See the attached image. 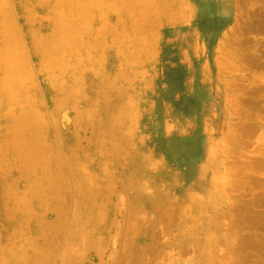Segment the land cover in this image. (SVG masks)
Listing matches in <instances>:
<instances>
[{"label": "rangeland", "instance_id": "obj_1", "mask_svg": "<svg viewBox=\"0 0 264 264\" xmlns=\"http://www.w3.org/2000/svg\"><path fill=\"white\" fill-rule=\"evenodd\" d=\"M0 9V264H264V0Z\"/></svg>", "mask_w": 264, "mask_h": 264}, {"label": "bare ground", "instance_id": "obj_2", "mask_svg": "<svg viewBox=\"0 0 264 264\" xmlns=\"http://www.w3.org/2000/svg\"><path fill=\"white\" fill-rule=\"evenodd\" d=\"M2 1H4V0H1V2H2ZM60 1H61V0H60ZM57 2H58V1H57ZM111 2H112V1H111ZM113 2H114V1H113ZM115 2H116V1H115ZM86 3H87V2H86ZM122 3L124 4V2H122ZM1 4H2V3H1ZM56 4H57V3H56ZM59 4H60V3H59ZM3 5H4V2H3ZM3 5H2V6H3ZM141 5H142V4H141ZM141 5H140V6H141ZM228 5H229V4H228ZM228 5H227V6H228ZM39 6H40V5H39ZM57 6H58V5H57ZM57 6H56V7H57ZM101 6H102V5H101ZM60 7H61V6H60ZM92 7H93V6H92ZM123 7H124V6H123ZM2 8H3V7H2ZM88 8H89V7H88ZM33 9H34V8H33ZM103 9H104V8H103ZM0 10H1V9H0ZM109 10H110V9H109ZM1 11H2V10H1ZM1 11H0V12H1ZM100 11H101V10H100ZM111 11H113V10H111ZM32 12H33V11H32ZM56 12H58V11H56ZM59 13L62 15L61 12H59ZM102 13H104V11H103ZM102 13H101V14H102ZM117 13H118V12H117ZM30 14H31V12H30ZM114 14H115V12H114ZM4 15H5V14H4ZM35 15H36V14H35ZM55 15H56V14H55ZM68 15H69V13H68ZM70 15H72V14H70ZM70 15H69V17H70ZM73 15H74V14H73ZM102 15H103V14H102ZM63 16H65V15L63 14ZM66 16H67V15H66ZM77 16H78V15H77ZM87 16H88V15H87ZM103 16H104V15H103ZM103 16H101V17H103ZM0 17H1V16H0ZM26 17H27V16H26ZM73 17H74V16H73ZM5 18H6V17H5ZM45 18H46V17H45ZM58 18H59V17H58ZM65 18H66V17H65ZM86 18H87V17H86ZM91 18H92V16H91ZM94 18H95V17H94ZM29 19H30V18H29ZM32 19H33V18H32ZM32 19H31V20H32ZM34 19H35V18H34ZM61 19L63 20L62 16H60V20H61ZM66 19H70V18H66ZM80 19H81V18H80ZM80 19H79V20H80ZM6 20H9V19H6ZM71 20H72V19H71ZM71 20H70V21H71ZM74 20H75V19H74ZM88 20H89V19H88ZM3 21H4V20H3ZM65 21H66V20H65ZM119 21H120V20H119ZM31 22H32V21H31ZM33 22H34V21H33ZM7 23H8V22H7ZM7 23H6V24H7ZM54 23H55V22H54ZM63 23H64V21H63ZM63 23L60 24V25L63 26ZM56 24H57V23H56ZM65 24H66V23H65ZM70 24H71V23H70ZM3 25H4V23H3ZM32 25H33V24H32ZM71 25L73 26L74 24H71ZM71 25H68V26H67V24H66L65 27L67 28V27H69V26H71ZM85 25H86V24H85ZM88 25H89V27H90L91 23L88 24ZM58 26H59V25H58ZM72 26H71V27H72ZM55 27H56V26H55ZM74 27H75V26H74ZM82 27H83V26H82ZM82 27H81V28H82ZM6 28H7V26H6ZM56 28H57V27H56ZM60 28H61V27H60ZM62 28H63V27H62ZM83 28L85 29V27H83ZM87 28H88V27H87ZM9 29H10V28H9ZM11 29H12V27H11ZM7 30H8V28H7ZM7 30H6V31H7ZM54 30H56V29H54ZM54 30H53V31H54ZM58 30H59V29H58ZM60 30L62 31V29H60ZM64 30H66V29H64ZM67 30H68V29H67ZM89 30H90V29H89ZM1 31H2V30H1ZM6 31H5V33H7ZM9 31H10V30H9ZM16 31H17V30H16ZM56 31H57V30H56ZM70 31H71V29H70ZM70 31H69V32H70ZM72 31L74 32V29H73ZM75 31H76V29H75ZM79 31H80V30H79ZM84 31H86V30H84ZM12 32H13V31H12ZM62 32H63V31H62ZM87 32H88V31H87ZM9 33H10V32H8V34H9ZM56 33H57V32H56ZM63 33H65V32H63ZM63 33H62V34H63ZM78 33H79V32H78ZM58 34H59V33H58ZM68 34L71 35V33H68ZM15 36H16V35H15ZM19 36H20V35H19ZM62 36H63V35H62ZM68 36H69V35H68ZM84 36H85V34H84ZM87 36H88V34H87ZM11 37H12V33H11ZM69 37H70V36H69ZM70 38H72V37H70ZM74 38L77 39V37H75V35H74ZM81 38H82V37H80V39H81ZM15 39H16V37H15ZM78 39H79V37H78ZM8 40H9V38H7V41H8ZM11 40H13V37H12ZM11 40H10V42H11ZM5 41H6V39L4 40V43H5ZM13 41H14V40H13ZM18 41H19V39H18ZM38 41H39V40H38ZM235 41H236V40H235ZM35 42H36V41H35ZM39 42H40V41H39ZM39 42H38V43H39ZM88 42H89V41H88ZM16 43H17V42H16ZM41 43H42V42H40L39 44H41ZM78 43H79V42H78ZM10 44H11V43H10ZM12 44H13V43H12ZM47 44H48V43H47ZM67 44H68V43H67ZM71 44H72V43H71ZM75 44H77V43H75ZM13 45H14V44H13ZM42 45H43V43H42ZM42 45H40V46H42ZM55 45H56V44H54V46H55ZM57 45H58V44H57ZM57 45H56L55 47H57ZM73 45H74V44H73ZM73 45H72V46H73ZM233 45H234V44H233ZM239 45H240V44H239ZM4 46H5V44H4ZM17 46H18V45L16 44L15 47H17ZM50 46H51V45H50ZM52 46H53V44H52ZM63 46H64V45H63ZM236 46H237V45H236ZM15 47H14V48H15ZM64 47H65V46H64ZM76 47H77V46H76ZM11 48H12V46H11ZM14 48H12V49H14ZM43 48H46V46L43 47ZM58 48H60V47L58 46ZM70 48H71V47H70ZM70 48L68 47L69 50H70ZM73 48H74V46H73ZM12 49H11V51H12ZM17 49H18V51H19V46H18ZM17 49H16V50H17ZM52 49H54V48L52 47ZM60 49H61V48H60ZM68 49L66 48L67 51H68ZM232 49H234V48L232 47ZM238 49H239V48H238ZM238 49H237V50H238ZM5 50H6V49H5ZM9 50H10V47H9ZM23 50H24V49H23ZM71 50H72V49H71ZM71 50H70V52H71ZM121 50H122V49H121ZM13 51H14V50H13ZM18 51H17V52H18ZM43 51H44V50H43ZM58 51H59V49H58V50L56 49V52H55L56 54H55V55H57ZM15 52H16V51H15ZM44 52H45V51H44ZM44 52H43V53H44ZM48 52H49V51H46V52L44 53V54H45L44 56H48V57H49V55L46 54V53H48ZM62 52H63V51H62ZM72 52H73V50H72ZM8 53H9V52H8ZM12 53H13V52H12ZM50 53H51V52H50ZM50 53H49V54H50ZM53 53H54V52H53ZM65 53H66V52H65ZM3 54H4V53H3ZM18 54H19V53H18ZM59 54H61V53H59ZM59 54H58V55H59ZM236 54H238V53H236ZM236 54H235V55H236ZM11 55H12V54H11ZM53 55H54V54H53ZM53 55H51L50 57H54ZM73 55H74V53H73ZM73 55H72V56H73ZM78 55H79V54H78ZM238 55H240V54H238ZM238 55H237V56H238ZM9 56H10V54H9ZM16 56H17V54H16ZM20 56H23L22 53H21ZM60 56H64V57H65V55H59V57H60ZM91 56H92V55H91ZM240 56H241V55H240ZM246 56H248V55H246ZM10 57H11V56H10ZM10 57H9V58H10ZM55 57H56V56H55ZM64 57H63V58H64ZM70 57H71V55H70ZM242 57H243V56H242ZM249 57H250V55H249ZM16 58H19V57H16ZM21 58H22V57H21ZM236 58H237V57H236ZM238 58H239V57H238ZM251 58H252V57H251ZM257 58H258V56H257ZM0 59H1V58H0ZM52 59H53V58H52ZM52 59H51V60H52ZM56 59L58 60L57 57H56ZM243 59H244V58H243ZM245 59H246V58H245ZM249 59H250V58H249ZM17 60H18V59H17ZM23 60H24V59H23ZM45 60H46V59H45ZM53 60H54V59H53ZM67 60H68V59H67ZM69 60H72V59H69ZM237 60H238V59H237ZM251 60H252V59H251ZM254 60H255V59H254ZM262 60H263V59H262ZM10 61H11V60H10ZM18 61L21 63L20 60H18ZM48 61H49V60H48ZM55 61H56V60H55ZM238 61H239V60H238ZM247 61H248V59H247ZM247 61H246V62H247ZM249 61H250V60H249ZM0 62H1V61H0ZM42 62H44V61L42 60ZM251 62H252V61H251ZM251 62H250V63H251ZM16 63H17V62L14 61L15 66H18V65L20 64V63H19V64L17 63L18 65H16ZM22 63H24V62H22ZM50 63H51V62H50ZM60 63H61V61H60ZM63 63H65V58H64V62H63ZM63 63H62V65H63ZM234 63H235V62H234ZM236 63H237V62H236ZM250 63L247 62V64H249V65H250ZM24 64H25V63H24ZM41 64H42V63H41ZM44 64H45V63H44ZM51 64H52V63H51ZM51 64H50V65H51ZM25 65H26V64H25ZM27 65H28V64H27ZM45 65L47 66V64H45ZM48 65H49V64H48ZM60 65H61V64H60ZM232 65H233V64H232ZM241 65H242V64H241ZM46 66H45V68H46ZM51 66H52V65H51ZM64 66H66V65H64ZM64 66H63V67H64ZM233 66H234V65H233ZM252 66H253V65H252ZM18 67H19V66H18ZM21 67H22V66H20V68H21ZM57 67H58V66H57ZM61 67H62V66H61ZM74 67H75V66H73V68H74ZM230 67H231V66H230ZM237 67H238V66H237ZM249 67H250V66H249ZM259 67H261V66H259ZM15 68H16V67H15ZM25 68H26V67H25ZM25 68H24V69H25ZM52 68H53V66H52ZM64 68H65V67H64ZM67 68H68V67H67ZM67 68H66V69H67ZM69 68H72V66L69 67ZM73 68H72V69H73ZM76 68H77V67H76ZM255 68H258V67H255ZM13 69H14V68H13ZM24 69H22V70L24 71ZM26 69H27V68H26ZM58 69H59V67H58ZM78 69H79V68H78ZM242 69H243V68H242ZM242 69H241V70H242ZM250 69H251V68H250ZM20 70H21V69H20ZM20 70H18V71H20ZM29 70H30V69H29ZM46 70H47V69H46ZM50 70H51V69L49 68V70H47V72H51V73H52L51 76H53V72L50 71ZM60 70H62V69L60 68ZM232 70H233V69H232ZM253 70H254V69H253ZM23 71H22V72H23ZM53 71H54V70H53ZM58 71H59V70H58ZM233 71H234V70H233ZM10 72H11V71H10ZM14 72H15V71H14ZM24 72H25V71H24ZM45 72H46V71H45ZM56 72H57V70H56ZM62 72H63V71H62ZM18 73H19V72H18ZM18 73H16V74H17V77L19 76ZM54 73H55V72H54ZM67 73H68V69H67ZM27 74H28V73H27ZM63 74L67 76L66 71L63 72ZM24 75H25V74H24ZM15 76H16V75H15ZM15 76L13 75V77H15ZM20 76H22V74H21ZM20 76H19V77H20ZM60 76H61V74H60ZM19 77H18V79H20ZM23 77L25 78L26 76H23ZM23 77H22V78H23ZM53 77H54V76H53ZM53 77H52V79H53ZM8 78H9V76H8ZM26 78H28V77H26ZM26 78H25V79H26ZM55 78H57V77H55ZM60 78H62V77H60ZM231 78H233V77H231ZM263 78H264V77H263ZM12 79H14V78H11V80H12ZM16 79H17V78H16ZM14 80H15V79H14ZM20 80H21V79H20ZM28 80H29V79H28ZM53 80H55V79H53ZM56 80H57V79H56ZM258 80H259V79H258ZM258 80H257V81H258ZM16 81H17V80H16ZM23 81H24V80H23ZM231 81H232V80H231ZM17 82H18V81H17ZM13 83H14V82L11 81V84H13ZM230 83H231V82H230ZM15 84H17V83H14L13 85H15ZM23 84H24V83H23ZM261 84H262V83H261ZM8 85H10V84L8 83ZM5 86H7V84H6ZM229 86H230V85H229ZM7 87H8V86H7ZM10 87L12 88L11 85H10ZM21 87H22V86H21ZM53 87H54V86H53ZM8 88H9V87H8ZM28 88H29V87H28ZM227 88H228V87H227ZM230 88H231V87H230ZM230 88H229V89H230ZM236 88H237V87H236ZM236 88H234V89H236ZM17 89H18V88H17ZM11 90H12V89H11ZM25 90H26V89H25ZM230 90H231V89H230ZM220 91H221V90H220ZM235 91H236V90H235ZM19 93H20V92H19ZM15 94H16V93H15ZM27 101H28V100H27ZM27 101H26V102H27ZM226 102H227V101H226ZM249 102H250V101H249ZM227 104H228V103H227ZM233 105H234V104H233ZM65 108H66V107H65ZM229 110H230V109H229ZM226 111H228V109H226ZM236 112H238V111H236ZM37 113L40 115L39 111H37ZM249 113H250V112H249ZM256 113H257V112H256ZM232 114H233V113H232ZM41 115H42V114H41ZM63 115H65V114H63ZM234 115H235V114H234ZM241 115H243V113H242ZM241 115H240V116H241ZM37 116H38V115H37ZM245 116H248V115L246 114ZM245 116H244V117H245ZM249 116H250V115H249ZM249 116H248V117H249ZM24 117H25V116H24ZM234 117H235V116H234ZM236 117H238V116L236 115ZM242 117H243V116H242ZM244 117H243V119H244ZM251 117H252V116H251ZM246 118H247V117H246ZM248 119H249V118H248ZM240 120H242V119H240ZM248 121H250V120H248ZM257 121H258V120H257ZM239 122H240V121H239ZM259 122H260V121H259ZM259 122H258V123H259ZM247 123H248V122H247ZM253 123L255 124L256 122H253ZM228 124H229V123H228ZM247 125H248V124H247ZM261 125H262V126H261V128H262V129H261V132H263L262 135H261V137H262V136H264V131H263V130H264V125H263V124H261ZM250 126H251V125H250ZM250 126H247V127H250ZM258 126H259V125H258ZM247 127H246V128H247ZM239 129H240V128H239ZM241 129H242V128H241ZM241 129H240V131H241ZM243 129H245V128H243ZM243 129H242V130H243ZM250 129H251V127H250ZM253 130H254V129H252V131H253ZM245 131H246V130H245ZM245 131H244V132H245ZM232 133H233V132H232ZM239 133H240V132H239ZM249 133H250V132H249ZM254 133H255V131H254ZM233 134H234V133H233ZM235 134H236V133H235ZM245 134H248V133H245ZM241 135H242V134H240V136H241ZM233 136L235 137V135H233ZM243 137H244V135H243ZM243 137H239V136H238V141H239V138H243ZM263 138H264V137H263ZM230 139H231V138H230ZM234 140H236V139H234ZM240 140H242V139H240ZM243 140H244V139H243ZM257 140H258V139H257ZM238 141L236 140L235 142L238 143ZM246 141H247V140H246ZM246 141H244L243 144H245ZM240 142H243V141H240ZM258 142H261V141H258ZM228 144H229V143H228ZM238 144L240 145V143H238ZM231 145H232V144H231ZM227 150H228V149H227ZM201 151H202V150H201ZM225 151H226V150H225ZM223 152H224V151H223ZM263 155H264V154H263ZM228 157H229V156H228ZM257 157H258V156H257ZM257 157H256V158H257ZM263 157H264V156H263ZM263 157H262V158H263ZM262 158H261V159H262ZM168 159H170V158H168ZM233 159H234V158H233ZM227 160H228V159H227ZM225 161H226V160H225ZM235 161L238 162L239 160H237V158H236ZM261 161H262V160H261ZM263 161H264V158H263ZM263 161H262V162H263ZM231 162H232V163H235L233 160L230 161V163H231ZM259 162H260V161H259ZM259 162H257V163H259ZM262 162H261V163H262ZM240 163H243V162H240ZM240 163H239V164H240ZM224 164H225V162H224ZM239 164H237V165H239ZM248 164H249V163H248ZM226 165H227V164H226ZM228 165L230 166L231 164L228 163ZM228 165L225 166V168H226V167H229ZM232 165H234V164H232ZM232 165H231L230 168H231L233 171H235L234 169H237V168H234V169H233ZM241 165H243V164H241ZM235 166H236V165H234V167H235ZM245 166H246V165H244L243 167L246 168ZM237 167H238V166H237ZM257 170H258V169H257ZM225 171H226V170H225ZM248 171H249V170H248ZM248 171H247V172H248ZM250 171H251V170H250ZM235 172H236V171H235ZM237 172H238V171H237ZM252 172L254 173V171H251V175H253ZM249 173H250V172H248V174H249ZM255 173H256V172H255ZM255 173H254V174H255ZM226 175H227V173H226ZM230 175H231V174H230ZM258 175H260V173H259ZM237 176H238V175H237ZM247 176H248V175H247ZM249 176H250V174H249ZM261 176H262V175H261ZM239 177H240V176H239ZM241 177H242V176H241ZM241 177H240V178H241ZM243 177H245V174H244ZM254 177L256 178L255 175H254ZM257 177H258V176H257ZM247 178L250 179L251 177H247ZM247 178L245 177L244 179L247 180ZM244 179H243V180H244ZM252 179H253V178H251L250 181H251ZM234 180H236V179H234ZM238 180H240V179H238ZM241 180H242V179H241ZM248 181H249V180H248ZM250 181H249V182H250ZM228 182H230V181H228ZM236 182H237V180H236ZM238 182H239V181H238ZM238 182H237V183H238ZM251 182H253V181H251ZM224 183H226V182H223V184H224ZM232 184H233V183H232ZM234 184H235V181H234ZM241 184H243V181H242ZM253 184H254V183H253ZM247 185H248V183H247ZM249 185H250V183H249ZM249 185H248V186H249ZM222 186H223V185H222ZM229 186H230V185H229ZM239 186H240V185H239ZM239 186H238V187H239ZM245 186H246V185H245ZM248 186H246L248 189H249L250 187H253V186H250V187H248ZM238 187H237V188H238ZM246 187H243V189H244V188L247 189ZM259 188H260V187H259ZM263 188H264V187H263ZM241 189H242V188H241ZM253 190H254V189H253ZM202 191H203L204 193L206 192L208 196H216V195H219V194H220L222 191H224V190H222L219 186H212V188H204V190L202 189ZM249 191H250V189H249ZM255 191H256V190H255ZM239 192H241V191H239ZM257 193H258V192H257ZM263 194H264V193H263ZM263 194H262V195H263ZM227 195H228V194H227ZM258 196H259V194L257 195V198H259ZM244 197H245V195H244ZM263 197H264V195H263ZM260 198H261V197H260ZM121 200H124V199L122 198ZM254 200H255V198H254ZM257 200H258V199H257ZM260 201H261V200H260ZM124 202H125V201H124ZM251 202H252V201H251ZM254 203H255V202H254ZM244 204H245V202H244ZM257 204H258V202H257ZM259 204H260V203H259ZM245 205H246V204H245ZM254 205H255V204H254ZM252 206H253V205H252ZM257 206H258V205H257ZM120 207H121V206H120ZM262 207H263V205H262ZM124 208H125V207H124ZM248 208H249V207H248ZM118 209H119V206H118ZM230 209H231V208H230ZM232 209H233V208H232ZM232 209H231V211H232ZM234 210H235V209H234ZM246 210H247V209H246ZM236 213H238L237 210H236ZM201 214H202V213H201ZM253 215H254V213H253ZM261 215H262V214H261ZM227 216H228V214H227ZM251 216H252V213H251ZM200 217H201V216H200ZM252 217H254V216H252ZM256 217H258V216H256ZM228 218H229V216H228ZM235 219H236V218H235ZM255 219H257V218H255ZM260 219H261V218H260ZM225 221L227 222V220H225ZM234 221H235V220H234ZM237 221H238V220H237ZM248 221H251V219H250V220L248 219ZM258 221H259V220H258ZM238 222H239V221H238ZM238 222H237V223H238ZM240 222H242V221H240ZM253 222H254V221H253ZM116 223H117V222H116ZM201 223H202V222H201ZM227 223H228V222H227ZM227 223H226V224H227ZM242 223H243V222H242ZM250 223H251V222H250ZM140 224H141V223H140ZM198 224H199V223H198ZM240 224H241V223H240ZM240 224H239V225H240ZM253 224H254V223H253ZM258 224H259V223H258ZM117 225H119V223H117ZM193 225H194V224H192V226H193ZM242 225H245V224L243 223ZM242 225H241V226H242ZM254 225H255V224H254ZM256 225H257V224H256ZM245 226H246V225H245ZM249 226H250V224H249ZM261 226H264V225H261ZM188 227H189V226H188ZM230 227H231V226H230ZM231 228H232V227H231ZM226 229H227V228H226ZM116 230H117V229H116ZM123 231H124V230H123ZM116 232H117V231H116ZM116 232H115V233H116ZM229 232H230V231H229ZM230 233H231V232H230ZM117 234H118V233H117ZM123 234H124V233H123ZM183 234H184V233H183ZM119 235H120V233H119ZM212 235H213V233H212ZM222 237H223V236H222ZM225 237H226V236H225ZM225 237H224V238H225ZM230 237H231V236H230ZM235 237H236V236H235ZM99 239H100V238H99ZM214 239H216L215 236H214ZM234 239H235V238H234ZM223 240H224V239H223ZM99 241H100V240H98V242H99ZM212 241H213V240H212ZM229 241H230V240H229ZM98 242H97V243H98ZM101 242H102V241H101ZM221 242H222V240H221ZM223 242H224V241H223ZM225 242H226V241H225ZM234 242H235V240H234ZM154 244H155V243H154ZM158 244H159V243H158ZM166 244H167V242H166ZM222 244H223V243H222ZM259 244H260V243H259ZM263 244H264V243H263ZM95 245H96V244H95ZM101 245H102V244H101ZM112 245H113V244H112ZM220 245H221V244H220ZM224 245H225V244H224ZM228 245H231V244L229 243ZM251 245H252V244H251ZM120 246H121V245H120ZM156 246H157V245H156ZM162 246H164V245H162ZM225 246H226V245H225ZM249 246H250V245H249ZM256 246H257V245H256ZM251 247H253V246H251ZM150 248H151V247H150ZM150 248H149L150 252H151V250H154V249H150ZM157 248H158V247H157ZM98 249H99V248H98ZM165 249H166V248H165ZM192 249H193V248H192ZM233 249H236V248H233ZM252 249H253V248H252ZM259 249H260V248H259ZM102 250H104V249H102ZM102 250H101V251H102ZM220 250H221V249H220ZM223 250H224V249H223ZM228 250H229V249H228ZM238 250H239V248H238ZM242 250H243V249H242ZM242 250H240V251L242 252ZM97 251H98V250H97ZM97 251H96V252H97ZM156 251H157V250H156ZM156 251H155V252H156ZM184 251H185V250H184ZM193 251H194V250H193ZM221 251H222V250H221ZM225 251H226V250H225ZM139 252H140V251H139ZM223 252H224V251H223ZM223 252H222V253H223ZM71 253H72V252H71ZM159 253H160V252H159ZM258 253H259V252H258ZM155 254H156V253H155ZM248 254H249V253H248ZM147 255H148V254H147ZM174 255H175V254H174ZM228 255H229V254H228ZM252 255H253V254H252ZM259 255H260V254H259ZM135 256H136V254H135ZM137 256H138V255H137ZM137 256H136V257H137ZM172 256H173V255H172ZM225 256H226V255H225ZM248 256H249V255H248ZM118 257H119V256H118ZM118 257H117V258H118ZM150 257H151V256H150ZM154 257H155V256H154ZM156 257H157V256H156ZM221 257H222V256H221ZM226 257H227V256H226ZM249 257H251V256H249ZM257 257H258V256H257ZM138 258H139V257H138ZM140 258H141V257H140ZM192 258H193V257H192ZM238 258H239V257H238ZM251 258H252V257H251ZM260 258H261V257H260ZM143 259H147V260H149L148 258H145V257H143ZM236 259H237V258H236ZM240 259H241V258H240ZM242 259H243V261H245L244 258H242ZM242 259H241V261H242ZM120 260H121V259H120ZM147 260H146V261H147ZM153 260H154V259H153ZM223 260H224V259H222V261H223ZM237 260H238V259H237ZM121 261H122V260H121ZM137 261H138V260H137ZM139 261H140V260H139ZM149 261H151V260H149ZM225 261H226V260H225ZM260 261H261V260H260ZM262 261H263V260H262ZM131 262H132V260H131ZM151 262H152V261H151ZM227 262H228V261H227ZM238 262H239V260H238ZM256 262H258V261H256ZM135 263H136V262H135ZM148 263H149V262H148ZM221 263H222V262H221ZM250 263H251V262H250ZM137 264H138V263H137ZM141 264H142V263H141ZM224 264H225V263H224ZM233 264H234V263H233ZM254 264H255V263H254Z\"/></svg>", "mask_w": 264, "mask_h": 264}]
</instances>
